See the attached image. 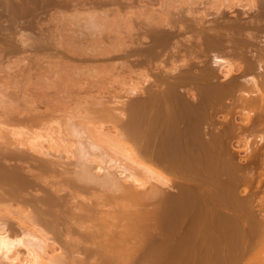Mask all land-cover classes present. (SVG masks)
I'll list each match as a JSON object with an SVG mask.
<instances>
[{
	"label": "bare ground",
	"instance_id": "6f19581e",
	"mask_svg": "<svg viewBox=\"0 0 264 264\" xmlns=\"http://www.w3.org/2000/svg\"><path fill=\"white\" fill-rule=\"evenodd\" d=\"M109 1L0 0V57L49 48L44 20L70 2L94 8L83 20L100 44ZM175 2L160 0L157 12L130 2L117 44L68 50L142 68L124 82L136 153L101 125H69L74 148L64 151L76 166L57 171L45 158L60 138L52 126L36 109L6 110L0 95V194L17 203L0 209L6 264H221L222 241L264 232L248 196L264 185V0H179L169 10ZM104 192L126 198V223Z\"/></svg>",
	"mask_w": 264,
	"mask_h": 264
},
{
	"label": "rangeland",
	"instance_id": "374dc122",
	"mask_svg": "<svg viewBox=\"0 0 264 264\" xmlns=\"http://www.w3.org/2000/svg\"><path fill=\"white\" fill-rule=\"evenodd\" d=\"M175 1L168 6L169 10L182 5L179 0ZM198 1L201 2L200 6L207 2ZM130 2L139 10L138 12H157L161 9L160 0L109 1L103 7L106 10L104 15L107 17L108 27L101 34L99 44L95 41L96 35L88 31L83 20L84 14L94 8H89L90 4L70 2L59 7L49 23L44 20L46 25L42 30L46 35V41L51 43L49 48L36 46L0 57V95L5 96L10 102L6 110L15 112L21 109H36L41 114L40 118L52 126L55 131L53 135L60 138L57 140L56 150H51L45 158L56 163L57 171H70L74 164L76 166L77 161L64 151L66 148L68 150L74 148L75 138L66 135L69 125L76 127L78 123H82L89 128L101 125L105 132L119 134V144L126 150L136 153L137 143L126 123L127 98L124 82H127L129 77L136 78L135 74L142 72V68L130 65L132 70L130 72L117 53L87 58L81 54L68 52L76 50L82 53L84 48L92 50L117 44L126 31L124 12L125 5ZM96 10L98 12L100 9ZM132 19L137 29L136 23L142 20L143 16ZM30 32L35 34L34 31ZM19 34L17 33L18 36ZM120 112H125V115L122 116ZM84 137L85 134L81 135V138ZM260 174V178L264 179V170L260 171ZM93 191L99 193L96 189ZM65 192L67 198L71 194H76L72 187ZM249 195L254 200L255 208L261 209L264 215V185L262 184L256 191L252 188ZM83 196L89 194L83 193ZM7 197L6 194H0V209L8 207L10 203L11 208L17 206V203ZM102 197L105 198L108 207L114 206L115 219L126 223L127 214L123 212L128 206L126 198L122 194L112 192H104ZM70 201L80 203L82 197L77 196ZM22 207L30 209L24 205ZM8 223L17 226V221L13 218L8 219L7 225ZM219 250L221 264H264V232L244 241L233 240L229 244L222 241ZM0 264H6V261L0 259Z\"/></svg>",
	"mask_w": 264,
	"mask_h": 264
}]
</instances>
